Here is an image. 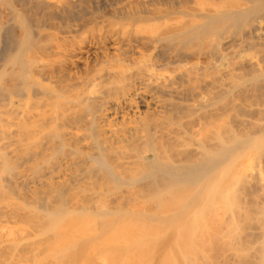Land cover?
<instances>
[{
  "label": "bare ground",
  "instance_id": "1",
  "mask_svg": "<svg viewBox=\"0 0 264 264\" xmlns=\"http://www.w3.org/2000/svg\"><path fill=\"white\" fill-rule=\"evenodd\" d=\"M256 95L264 0H0V264H262L204 222Z\"/></svg>",
  "mask_w": 264,
  "mask_h": 264
},
{
  "label": "rangeland",
  "instance_id": "2",
  "mask_svg": "<svg viewBox=\"0 0 264 264\" xmlns=\"http://www.w3.org/2000/svg\"><path fill=\"white\" fill-rule=\"evenodd\" d=\"M248 103L250 105H254V108L257 110V109H259V108L256 107L257 105H263L264 104V95L263 96L256 95L255 97H249V102ZM254 108H253V112H251V113H254V114H251L249 112V114L255 115L254 117H252L253 119L250 117L251 123L253 122V124H254V125H252L253 128H251V130H249V127H251V126H249L248 129H247V132H246V129H245V133H249V134L250 133L251 134L254 133L253 135H257L258 134V136H261V135L264 134V133H262V130L264 129V116L262 114L261 115H258L257 114L258 112L256 110H255L256 111V113H255L254 112ZM234 116L232 115V117H234ZM260 133H262V134L259 135ZM252 152H254V154ZM252 152H251L252 155L250 154V156L247 154V156H249V157L248 158L245 157L246 159L244 158V162L242 161L243 158H242V160L239 161V162H241V161L243 162L241 164L239 163V165L241 166V167L239 166V168L241 169V171L239 169V171L241 172L240 175L239 176H233V177L230 176L229 178L225 179L224 182H223V188H222V190L224 192V195H228L229 194V197H227V198L228 199L230 198L231 201H235L236 205L238 206L239 213L237 214V216H233L232 213L227 209V204L225 203V201H226V198L225 197L215 196L214 198H212V202H213L212 205H211L212 212H211V214H209V215L207 214V215L204 216V222L205 223H208L209 226L219 227V226L226 225L228 227L231 226L232 229H235L234 226H233V224H232L233 221L236 220V219L237 220H240L239 221V224H240V227H241L240 230H243V233L240 231V233H242L241 234L242 237L240 236L242 238V240H243L242 242H245L244 240L246 239V242L245 243H247L248 242L247 239H249L248 236L249 235H250L249 237L253 236L254 240H253V238L251 240L254 242L255 247H256L254 249H257L256 250V252H257V251L260 250V248L258 246L259 245V242L260 241L263 242V239H264L263 238L264 235H263V233L261 231L262 227L264 226V224L262 225V223H264V220L261 222V220H262L261 218L264 217V216H261V215H264V213L261 214V211L262 210L259 211L260 208L264 209V158L260 154V159H258V157H259L258 156L259 155L258 153L256 154L257 158H255V151H252ZM2 175H4V174H2ZM9 176H8V174H6L4 177H6V179H8ZM6 179L3 180V184L6 182ZM8 180H10V179H8ZM8 180H7V182H8ZM0 183H2V182H0ZM7 184H5V185H7ZM1 194L2 193H0V197H1L0 198V209H5V208L8 207L10 210L11 209H15V210L17 209V211H18V210H21L23 208V205L25 206V203H23L22 201L16 200V199H10L8 201L7 200H4V199H8V198L6 196H5L6 197L5 198L4 197V194H3V196ZM255 204H256V206H255ZM258 218H260V219H258ZM250 219H252V220H250ZM255 220H256V223L254 222V224H253L252 222L255 221ZM16 221H17L18 225L21 223L17 219H16ZM16 221L13 219L12 224L14 225L13 222H15V225H16L17 224ZM242 221L243 222L245 221L244 224H241V223H243ZM2 222L4 224H7L6 223V220H4V219L0 220V228L2 229V226H4L3 227V230L6 231L4 228H7V225L9 227V224L4 225ZM251 223H252V225H251ZM10 224H11V221H10ZM12 224H11V226H12ZM18 225H16V227H19L20 226V225L19 226ZM259 225H261L262 227L259 226ZM21 226H22V224H21ZM154 228L157 229L156 227H153L152 229L154 230ZM259 228H260V230H259ZM1 229H0V231H1ZM3 230H2V233H3ZM154 231H156V230H154ZM147 245L148 246H151L152 245L151 247L154 246L153 244H151V245L146 244V246ZM127 246H128V244H127ZM132 246L130 245V247H132ZM139 246H137V247H139ZM206 246H205V248L208 247V246L207 247ZM130 247H128V248H130ZM134 247L135 246H133L132 248H134ZM141 247L144 248L145 246L143 247L141 245ZM147 247L145 249H143V251L140 250V248H139L140 251L137 250V248H135V250H137V252H139L138 253V256L142 255V257H145V256H147L148 252L149 253L153 252L151 255H152V257H154V251H155V249L153 251V249L151 247H149L150 249L147 248ZM132 248L130 249V253L133 252L132 251ZM154 248H155V246H154ZM169 248H170V246H169ZM237 248H238V246H237ZM147 249H149L151 252L150 251L146 252ZM238 249H240V248H238ZM173 250H174V248H173ZM240 250H242V249H240ZM144 251L147 253L146 255H144L145 254V253H143ZM252 251H253L252 253L255 254V255L253 254L254 257L257 256L256 259H259V262L260 261L261 262L262 261L264 262V260H263L264 257L261 258V256H263V255H261V252L260 251H259L260 253L258 252L259 255L256 254L255 250H252ZM140 252H142V253L140 254ZM250 252H251V250H250ZM130 253H129V256H126L127 258L129 257V259H130V255H131ZM226 254L229 255L230 252H229V254H228V252ZM133 255H134L133 258L134 257L136 258L135 253ZM167 255H170V254L167 253ZM231 255H232V253H231ZM244 255L246 257V253ZM171 256H172V254L169 257H171ZM240 256L241 255H239V257ZM131 257H132V255H131ZM127 258H126V260H127ZM133 258H131V260H132V262H134V264L136 263L135 260L139 261V259H135V258H134V261H133ZM150 258H151V256H150ZM242 258H243V255H242ZM123 259H121V260H123ZM117 260H120V259L118 258ZM114 261L117 262V263L120 262V261H116V260H114ZM124 262L125 261H123L122 263H124ZM128 262H130V261H128ZM263 262H262V264H263ZM108 263H109V261H108ZM128 264H130V263H128Z\"/></svg>",
  "mask_w": 264,
  "mask_h": 264
}]
</instances>
